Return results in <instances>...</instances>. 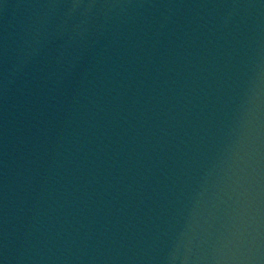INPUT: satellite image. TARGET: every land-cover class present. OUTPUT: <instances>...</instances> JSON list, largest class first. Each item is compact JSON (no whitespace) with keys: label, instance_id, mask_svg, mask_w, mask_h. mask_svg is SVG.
<instances>
[{"label":"water","instance_id":"obj_1","mask_svg":"<svg viewBox=\"0 0 264 264\" xmlns=\"http://www.w3.org/2000/svg\"><path fill=\"white\" fill-rule=\"evenodd\" d=\"M0 264H264V0H0Z\"/></svg>","mask_w":264,"mask_h":264}]
</instances>
